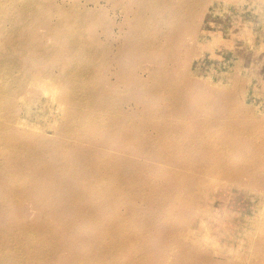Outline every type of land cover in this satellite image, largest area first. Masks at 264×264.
Returning <instances> with one entry per match:
<instances>
[{"label":"rangeland","instance_id":"obj_1","mask_svg":"<svg viewBox=\"0 0 264 264\" xmlns=\"http://www.w3.org/2000/svg\"><path fill=\"white\" fill-rule=\"evenodd\" d=\"M141 220L111 264H264V0H13L0 264H87L102 258L85 236ZM43 223L58 256L23 262L24 229Z\"/></svg>","mask_w":264,"mask_h":264},{"label":"bare ground","instance_id":"obj_2","mask_svg":"<svg viewBox=\"0 0 264 264\" xmlns=\"http://www.w3.org/2000/svg\"><path fill=\"white\" fill-rule=\"evenodd\" d=\"M10 3H13V0H0V6H1L0 10L1 11L6 10L8 4H10ZM28 9H29V5L25 4L22 11L25 12ZM174 86H176V85H174ZM172 88L178 89L179 85L176 87H172ZM184 88H185V86H184ZM166 95H167V97L170 98L171 96L177 95V94H171L169 92L168 93L165 92V96ZM179 97H181V95H179ZM170 105H171L170 107L172 108V109L170 108L171 109L170 113H172L175 110V106H174V104H171V103H170ZM175 138H176L175 136L171 137V139H175ZM171 139L167 138L166 140H171ZM175 146L178 147L177 145H175ZM162 153L164 154V152H162ZM95 179H96L94 182L95 184L93 185L94 188L91 190V192L102 194V192H99L100 191V183L99 182L101 180L100 175L96 176ZM156 187H157L156 185H153V184L150 185L149 190L151 193L149 192L148 194H145L144 198H146L149 195V196H151V198L154 199L155 196L152 197L151 194L154 190L158 189V188L155 189ZM167 192H169V190H167ZM167 192H166V194H167ZM137 196H140V195H137ZM136 199H139V197H136ZM168 200H169L168 196H159V197L156 196L154 203L159 204V203L163 202L162 205L161 204H159V205L165 206ZM136 204H138L137 201H136ZM97 208L98 207H96L95 211H90V212H92V213H90L91 218H92L90 221L99 220V217L101 215L100 214L101 209H99V208L97 209ZM65 214H69V210L62 213V215H65ZM166 215L167 214H166L165 210L161 209L157 213H154V220L160 219V218H162V216L166 217ZM72 217H73V214L69 216L70 221H72ZM143 221L144 220H141V222H139L140 224L139 223L138 224H134V223L128 224L125 221L120 223V221H119L118 223H116L115 225H112L110 227V230H108L106 232V236H102V234L85 236L86 237L85 238L86 245L88 247H92L93 251L99 255V258L101 257L102 259H97L96 261H92L91 260L92 258L83 259L82 262L83 263L88 262L87 264H91V263L92 264H111L113 261L116 260V258L118 256L121 255V251H122V248L124 246L130 247V246H133L134 243L140 241V232H141L140 229L142 228V224H144V227H145V225L147 224V222L149 220L147 219L146 223ZM92 222L96 225H98V223H99V221H92ZM37 226L38 225H36V227H34V228H25L23 231L24 237L28 240V243H29L28 244V246H29L28 250L29 251H25L26 256H22L20 258V260H22L23 262L27 261L30 253H37L36 255L41 257V259L52 260V259L56 258L60 252V245L56 246L55 245L56 242H55V240H53V227H52L53 225L49 224V223H43V224L39 225L38 227ZM121 231L122 232L127 231V233H125L123 236ZM119 234H120V236H119ZM170 235L171 236L173 235V238H175V239H179V236H180L179 233H176V232L174 234L170 233ZM31 243H34V244H31ZM116 243H119V244H116ZM52 246H55V247H52ZM36 248H38L39 251L35 250ZM5 249L10 250V251H8L9 255H10L9 252L14 253L17 251L16 246H14V247L13 246H11V247L5 246ZM18 250H20V247ZM18 254L20 255V252ZM22 255H24V254H22ZM104 257H105V260H104ZM169 257H172V256H169ZM172 260L173 259H166V261H164V264H171ZM1 264H3V262Z\"/></svg>","mask_w":264,"mask_h":264}]
</instances>
